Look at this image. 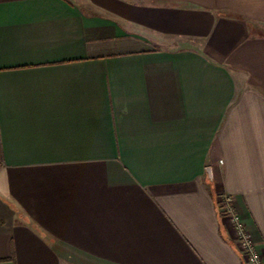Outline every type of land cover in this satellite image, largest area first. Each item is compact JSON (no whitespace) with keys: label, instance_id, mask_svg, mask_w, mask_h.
I'll return each mask as SVG.
<instances>
[{"label":"crops","instance_id":"obj_1","mask_svg":"<svg viewBox=\"0 0 264 264\" xmlns=\"http://www.w3.org/2000/svg\"><path fill=\"white\" fill-rule=\"evenodd\" d=\"M231 212L264 263V0H0V264H249Z\"/></svg>","mask_w":264,"mask_h":264},{"label":"built area","instance_id":"obj_2","mask_svg":"<svg viewBox=\"0 0 264 264\" xmlns=\"http://www.w3.org/2000/svg\"><path fill=\"white\" fill-rule=\"evenodd\" d=\"M227 200L230 201L229 196H227ZM227 209L230 211L229 205L227 206ZM230 217L232 219V222L235 225L236 232L241 242L243 252L249 264H264L262 257L257 253L252 241L246 235L239 217L233 214L232 212H231Z\"/></svg>","mask_w":264,"mask_h":264}]
</instances>
